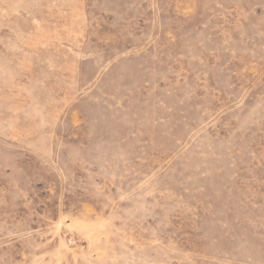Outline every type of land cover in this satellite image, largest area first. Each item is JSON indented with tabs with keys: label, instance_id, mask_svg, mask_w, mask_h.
Masks as SVG:
<instances>
[{
	"label": "rangeland",
	"instance_id": "rangeland-1",
	"mask_svg": "<svg viewBox=\"0 0 264 264\" xmlns=\"http://www.w3.org/2000/svg\"><path fill=\"white\" fill-rule=\"evenodd\" d=\"M0 264H264V0H0Z\"/></svg>",
	"mask_w": 264,
	"mask_h": 264
}]
</instances>
